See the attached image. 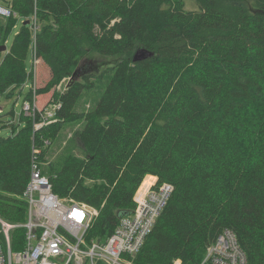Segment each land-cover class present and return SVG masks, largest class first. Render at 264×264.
<instances>
[{
  "label": "trees",
  "instance_id": "1",
  "mask_svg": "<svg viewBox=\"0 0 264 264\" xmlns=\"http://www.w3.org/2000/svg\"><path fill=\"white\" fill-rule=\"evenodd\" d=\"M255 1L256 11L246 0H6L18 17L0 18L1 44L19 17L30 23L0 52V97L33 80L24 104L50 94L46 105L60 107L39 128L45 108H23L17 124L0 120L11 126L0 135V217L26 221L37 154L55 193L98 210L90 236L101 240L135 210L147 175L172 185L134 264H200L226 228L251 263L264 264V0ZM88 50L121 58L102 73L95 60L79 63ZM32 53L47 75L37 87ZM103 74L111 77L100 99L79 110ZM76 121L84 156L43 169L60 131ZM23 235L13 229V249Z\"/></svg>",
  "mask_w": 264,
  "mask_h": 264
},
{
  "label": "built area",
  "instance_id": "2",
  "mask_svg": "<svg viewBox=\"0 0 264 264\" xmlns=\"http://www.w3.org/2000/svg\"><path fill=\"white\" fill-rule=\"evenodd\" d=\"M10 16L18 17L6 0H0V18ZM32 22L36 31V14ZM36 107L30 103L23 105L27 113ZM59 107V103H54L51 108H46L44 120L36 127L52 122ZM45 142L50 144L49 139ZM154 179L153 175L146 176L135 196V210L120 220L111 235L101 240L90 236L98 210L75 198H62L55 193L36 154L24 191L26 221L14 224L0 217V234L5 238L1 240L0 237V264H134L132 257L144 246L173 189L167 182L158 186ZM17 228L24 231L23 242L13 249L11 232ZM172 264L182 262L176 259ZM200 264L253 263L242 249L236 232L226 228L207 247Z\"/></svg>",
  "mask_w": 264,
  "mask_h": 264
},
{
  "label": "rangeland",
  "instance_id": "3",
  "mask_svg": "<svg viewBox=\"0 0 264 264\" xmlns=\"http://www.w3.org/2000/svg\"><path fill=\"white\" fill-rule=\"evenodd\" d=\"M248 3V9L250 11H256L258 9V3L255 0H246ZM189 5L191 6L192 3L189 2ZM25 18L19 17L16 21V25L12 28V30L9 32L7 37V42L5 45L7 46V49H9L13 43V40L21 28L22 23L24 22ZM1 57V55H0ZM121 56H112V57H106L101 55L100 53L96 51H90L88 50L87 53L80 58L79 63H84L86 60H95V65L101 70L103 73L106 66L111 63L117 62ZM38 61L34 62L33 53L29 55L27 60L28 69L32 70L34 67L35 69V78H34V86H39L42 83L45 82L47 79V75H45L46 70L43 66H38ZM78 63V64H79ZM34 64H36L34 66ZM39 71V72H38ZM40 73V74H39ZM109 74H103V78L98 79L95 78L97 81H95V86L92 89L85 90L82 97L80 98L77 108L81 111H86L91 109L95 106L97 101L100 99L101 94L105 90V86L107 82L110 80ZM69 78H65L58 84V89L61 90L65 85L66 81ZM33 84V80L28 81V85L24 87L21 94L20 92H17L15 95H12L10 97L7 96H1L0 97V120H4L6 123H19V116L21 112L23 111V104L25 100V95L29 92V89L31 88V85ZM51 93V92H50ZM50 94H44L41 97L38 98L35 97V104L38 109H46L51 108V105H46L47 100L49 98ZM46 105V106H45ZM13 111V113L11 112ZM2 122H0V135L1 134H8L11 131V126H2ZM82 127L81 121L71 122L64 126V128L60 131L58 139L54 142L49 154L46 164L43 165V169H48V166L51 161L55 163V165L59 166L61 162H63V159L70 153L76 154L78 156H84V152L79 147L81 146V143L78 139V132L80 131Z\"/></svg>",
  "mask_w": 264,
  "mask_h": 264
},
{
  "label": "water",
  "instance_id": "4",
  "mask_svg": "<svg viewBox=\"0 0 264 264\" xmlns=\"http://www.w3.org/2000/svg\"><path fill=\"white\" fill-rule=\"evenodd\" d=\"M24 23L28 24L30 23V20H25ZM5 51H7V46L5 44H0V52H5ZM141 53H142L141 51L137 53V55L135 56V60L138 59V56L141 55Z\"/></svg>",
  "mask_w": 264,
  "mask_h": 264
}]
</instances>
